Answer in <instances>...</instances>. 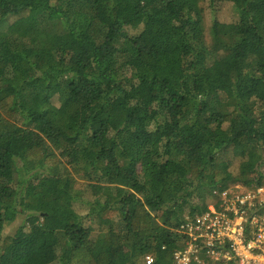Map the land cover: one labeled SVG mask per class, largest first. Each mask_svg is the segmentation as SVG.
Listing matches in <instances>:
<instances>
[{
  "label": "trees",
  "instance_id": "1",
  "mask_svg": "<svg viewBox=\"0 0 264 264\" xmlns=\"http://www.w3.org/2000/svg\"><path fill=\"white\" fill-rule=\"evenodd\" d=\"M235 185L264 187V0H0V264H174Z\"/></svg>",
  "mask_w": 264,
  "mask_h": 264
},
{
  "label": "built area",
  "instance_id": "2",
  "mask_svg": "<svg viewBox=\"0 0 264 264\" xmlns=\"http://www.w3.org/2000/svg\"><path fill=\"white\" fill-rule=\"evenodd\" d=\"M214 196L205 212L176 230L181 248L174 264H264V187L235 185Z\"/></svg>",
  "mask_w": 264,
  "mask_h": 264
},
{
  "label": "rangeland",
  "instance_id": "3",
  "mask_svg": "<svg viewBox=\"0 0 264 264\" xmlns=\"http://www.w3.org/2000/svg\"><path fill=\"white\" fill-rule=\"evenodd\" d=\"M208 4H203V7L205 8V19H204V23H205V29L207 31L209 25H210V21L212 20V18H217L218 20L222 21V22H226L229 23L230 21H233L232 19V14L230 12V7H224L222 9V11H220L218 14H216V17H212V15L210 14V10L207 9ZM207 33V32H206ZM226 159H232V153L231 152H227L226 153ZM236 164V163H235ZM234 171L237 172L236 170V166L234 168ZM86 198L89 199V196L86 195ZM75 209L82 215H86L88 213V208L85 206H79L76 205ZM24 217H20L18 218L15 222H13L10 225H6L4 227V230L1 232L0 234V245H1V241L6 238L7 236L13 235L15 233V231L17 230V228L19 226H22L24 223Z\"/></svg>",
  "mask_w": 264,
  "mask_h": 264
}]
</instances>
